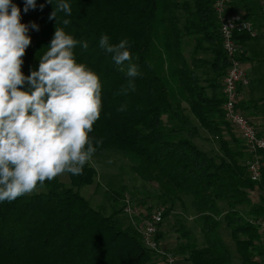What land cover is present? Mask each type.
I'll return each mask as SVG.
<instances>
[{
    "label": "trees",
    "instance_id": "obj_1",
    "mask_svg": "<svg viewBox=\"0 0 264 264\" xmlns=\"http://www.w3.org/2000/svg\"><path fill=\"white\" fill-rule=\"evenodd\" d=\"M215 1L66 0L71 15L57 12L56 19L49 17L59 0H36V8L27 13L25 0L12 3L20 8L21 23L29 26L31 37L23 57L25 76L38 70L56 27L88 43L86 50L78 44L74 55L98 74L102 85L100 118L89 134L94 146L96 140L102 144L93 157L120 154L139 180L157 187L153 206L166 209L164 219L189 204L202 240L200 244L180 224L178 244L170 251L181 263L236 264L221 237L223 220L239 262L264 264L263 236L249 222L264 220V199L258 205L249 199L259 183L249 178L245 163L250 156L222 137L224 130H233L224 120L226 100L219 80L228 61ZM64 19L70 23L64 25ZM102 35L112 44L129 42L139 75L127 76L129 62H113L99 46ZM251 37L247 32L235 35L239 45ZM210 54L211 63L203 58ZM129 80L135 90L125 94ZM203 133L217 138L218 156L197 145ZM66 174L69 186L56 177L30 194L0 202V264L159 263L123 216L125 188L111 190L108 213L105 206L94 209L80 193L96 181L93 166L86 163L81 175ZM149 202L138 206L149 207Z\"/></svg>",
    "mask_w": 264,
    "mask_h": 264
},
{
    "label": "clouds",
    "instance_id": "obj_2",
    "mask_svg": "<svg viewBox=\"0 0 264 264\" xmlns=\"http://www.w3.org/2000/svg\"><path fill=\"white\" fill-rule=\"evenodd\" d=\"M35 8L36 0H25V13ZM61 11L66 16L72 13L66 0H59L49 18L56 19ZM69 23L63 20L64 25ZM31 27L38 30L35 23ZM28 31L20 8L12 0H0V202L30 194L62 174L81 175L102 144L96 140L94 146L89 135L101 114V80L74 55L78 44L86 50L88 43L56 27L38 70L25 76ZM128 43L125 39L112 44L107 35L99 39L115 64L129 62L127 76L135 78L139 71L131 63ZM129 90H135L132 80L122 89L125 94Z\"/></svg>",
    "mask_w": 264,
    "mask_h": 264
},
{
    "label": "built area",
    "instance_id": "obj_3",
    "mask_svg": "<svg viewBox=\"0 0 264 264\" xmlns=\"http://www.w3.org/2000/svg\"><path fill=\"white\" fill-rule=\"evenodd\" d=\"M234 0H216L214 10L220 27L222 45L228 61V69L223 78V94L225 96L224 120L230 128L243 140L244 148L250 157L245 165L252 182L260 183L264 168V137L260 136L254 123L239 108V87L248 85L242 69L241 57L243 49L236 42L235 35L241 32L256 35L253 24L239 14L228 13V7ZM166 209L161 206L140 208L134 200L125 196L123 216L126 222L134 227L142 236L144 247L155 254L158 264H182L181 258L163 247L159 234L164 224ZM250 224L259 229L264 238V220L251 219Z\"/></svg>",
    "mask_w": 264,
    "mask_h": 264
},
{
    "label": "rangeland",
    "instance_id": "obj_4",
    "mask_svg": "<svg viewBox=\"0 0 264 264\" xmlns=\"http://www.w3.org/2000/svg\"><path fill=\"white\" fill-rule=\"evenodd\" d=\"M205 141L206 142H202L205 144L202 145V147L206 150V153L208 152L209 155L218 156L220 154L219 143L216 140L210 139ZM89 164L95 168L97 172V178L94 185L84 187L81 189L80 193L94 209L98 208L99 206H105L108 208V213H110L111 190L119 188H125V196L133 198L134 203L137 206L138 203H142L145 200L150 201L149 205L156 204L153 196H156L157 194V187L153 184H147L139 180L131 171L130 163L124 160L120 154L115 152L104 153L101 156L93 157ZM57 179L67 186L70 184L69 177L66 173L57 176ZM185 206H187L186 209L177 208L172 211V213H170L164 221L163 227L166 231L163 234L162 243L164 249L167 251L174 250L175 246L178 244V230L180 224L185 225L201 244L202 238H200V230L197 229V226L195 225L196 216L193 213V210L190 207L188 208L189 204L187 202ZM221 235V237L224 239V242H228L229 246L232 248L235 263L241 264L236 257L235 246L231 239V233L229 230H227L223 220Z\"/></svg>",
    "mask_w": 264,
    "mask_h": 264
},
{
    "label": "crops",
    "instance_id": "obj_5",
    "mask_svg": "<svg viewBox=\"0 0 264 264\" xmlns=\"http://www.w3.org/2000/svg\"><path fill=\"white\" fill-rule=\"evenodd\" d=\"M228 13L239 14L249 20L256 33L254 37L240 45L243 49L242 69L248 85L239 87V104L242 113L254 123L260 136L264 137V0H234L228 7ZM203 58L209 63L214 61L211 54ZM222 80L223 78L219 81L222 83ZM222 137L234 150L243 149L247 155L249 154L244 148L243 140L236 132L224 130ZM209 139L217 141V138L203 133L197 142L200 149L205 152L206 150L202 147L205 144L202 142ZM260 181L259 185L249 192V199L253 205L261 204L264 199V175ZM165 231L162 227V234ZM225 244L229 246L228 242ZM262 244L264 246L263 238Z\"/></svg>",
    "mask_w": 264,
    "mask_h": 264
}]
</instances>
